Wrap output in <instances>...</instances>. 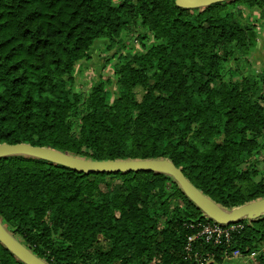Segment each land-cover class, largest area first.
<instances>
[{
  "label": "trees",
  "instance_id": "16d2710c",
  "mask_svg": "<svg viewBox=\"0 0 264 264\" xmlns=\"http://www.w3.org/2000/svg\"><path fill=\"white\" fill-rule=\"evenodd\" d=\"M242 7L264 17V0H0V142L167 157L226 208L263 196L264 68H239L256 42ZM96 38L113 48L110 74L76 86ZM204 220L162 172L0 157V221L49 264H199L194 251L221 264L264 244L263 214L238 219L227 241L196 235L188 255V223ZM250 260L264 264V251ZM0 264L26 263L0 243Z\"/></svg>",
  "mask_w": 264,
  "mask_h": 264
},
{
  "label": "water",
  "instance_id": "95a60500",
  "mask_svg": "<svg viewBox=\"0 0 264 264\" xmlns=\"http://www.w3.org/2000/svg\"><path fill=\"white\" fill-rule=\"evenodd\" d=\"M217 1L224 0H174V3L181 7H204ZM14 154L43 158L83 172L151 170L165 173L175 179L182 192L205 216L219 223H231L240 218L253 219L264 214V195L229 208L223 207L196 187L180 167L167 157L91 159L45 145L22 141L0 142V157ZM0 243L26 264H49L13 235L1 221Z\"/></svg>",
  "mask_w": 264,
  "mask_h": 264
},
{
  "label": "rangeland",
  "instance_id": "374dc122",
  "mask_svg": "<svg viewBox=\"0 0 264 264\" xmlns=\"http://www.w3.org/2000/svg\"><path fill=\"white\" fill-rule=\"evenodd\" d=\"M243 8V14L241 20L251 23L253 25L254 33L256 36V42L253 47H251L250 53L245 58H240L239 68H241L245 73L256 72L264 68V17L258 19H253L252 16L248 18V9ZM252 14L255 16L257 12L254 10ZM106 40L103 38H96L93 40L91 46L89 47L90 57L85 60H81L80 64L75 68V84L80 86L89 83L93 78L98 76L106 77L110 74V65L114 61V58L107 59L106 57L110 55L112 49H105L104 44ZM130 45L132 49H137L139 47L136 39L131 40ZM234 67V66H233ZM112 87V83H110ZM223 262V261H222ZM222 264H231L223 262ZM242 264H253L252 260L246 259Z\"/></svg>",
  "mask_w": 264,
  "mask_h": 264
},
{
  "label": "built area",
  "instance_id": "2783aa9c",
  "mask_svg": "<svg viewBox=\"0 0 264 264\" xmlns=\"http://www.w3.org/2000/svg\"><path fill=\"white\" fill-rule=\"evenodd\" d=\"M189 226H195L196 231L191 234L187 235V241L185 243V250L188 255H190V243L189 241L194 238L196 235H200L205 241H211L213 243H218L221 240L227 241L230 236L231 231L237 229L241 226L240 222H231V223H219L214 220H204L198 221L196 223H188ZM264 251V244H261L259 248L256 250H250L247 253H241L238 249H231L229 251H224L223 257L231 264H242V262L246 259H250L253 257L256 252ZM192 255L196 259L199 264H203L211 259L210 255H200L196 251L192 252Z\"/></svg>",
  "mask_w": 264,
  "mask_h": 264
},
{
  "label": "crops",
  "instance_id": "0c3cea01",
  "mask_svg": "<svg viewBox=\"0 0 264 264\" xmlns=\"http://www.w3.org/2000/svg\"><path fill=\"white\" fill-rule=\"evenodd\" d=\"M227 261V263H229V260H226ZM222 264V263H221Z\"/></svg>",
  "mask_w": 264,
  "mask_h": 264
}]
</instances>
